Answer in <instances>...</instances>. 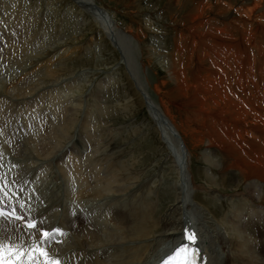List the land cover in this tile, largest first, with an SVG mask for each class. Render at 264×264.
Wrapping results in <instances>:
<instances>
[{
  "label": "bare ground",
  "instance_id": "bare-ground-1",
  "mask_svg": "<svg viewBox=\"0 0 264 264\" xmlns=\"http://www.w3.org/2000/svg\"><path fill=\"white\" fill-rule=\"evenodd\" d=\"M137 1L139 2V0ZM77 2L83 12L91 13L95 17L92 20L98 28L88 39V43H90L88 46L100 43L103 34L106 37L108 33L126 39V42L131 45L133 42L141 43L138 42L140 39L143 41L146 32L142 33L143 28L140 25L139 28L133 26L125 28L128 35H122L117 22H114V13L97 5L96 0H77ZM136 2L130 7L133 10L131 12L133 15H137L146 9L142 10L139 7L140 4ZM172 2L178 6L180 0H172ZM191 6L190 12L185 13L184 21L187 29L190 30L189 39L191 42H189L190 45L187 49L193 52L195 61L191 64L188 61H182L176 55L171 57L166 72L168 73V80L172 81L175 87L169 88V90L173 89L174 98L175 100L178 99V103L182 102V99L179 100L180 98L186 99V95L196 97V93L203 90L204 93L200 94L201 106L197 107L198 109L195 111L198 117L202 114L203 121L210 122L214 119L217 120L218 116L221 115L228 119V122H232L231 125H234L232 128L236 130L230 128L233 131L231 134H227L230 132L228 130L227 135L222 132L218 133L217 128L212 129V126L203 122L199 125L197 123L199 119H189V114L187 116L184 114L186 118L184 115V118L180 116L176 122L175 115H172L169 106L165 105L167 102L163 107L160 104L162 99L159 101L160 103L153 100L138 71H130L129 68H126L127 84L122 86V83L121 85V90L126 94V97H123V103L120 100L116 102V105L123 106L127 110L128 114L126 115L129 119L128 122L126 121V125L119 124L116 128H112V122H107L106 119L104 121L92 119L94 118L92 117V113H94L92 104L99 105L94 100L91 104L89 98H85L89 92L88 83L90 84V79L81 83L84 84L81 87L85 86V92L82 91V94L78 90L74 95L75 98H67L65 95L63 97L65 92L63 89L71 86V83L68 84L69 81L62 83V89L57 87L40 89L47 84L57 82L66 74L68 69L73 71L75 66L77 68L83 64L85 56L81 55L86 48V43L75 42L69 50L67 49L68 51L65 50L59 55L57 51L56 58H52L50 55L36 58V63L29 61L32 65L31 69L18 74L9 82H5L4 87L0 89L1 141L7 144L6 146L12 154L28 155V158H32V163L39 160L40 162L47 161L45 166L50 162L55 164L61 174L67 197L77 203V207H79L73 210L71 204L65 206V209H58L60 211L59 221L74 236L71 246L64 247L67 248L66 256L71 262L76 261L77 264H153L180 240L183 225H190L196 227L199 233L198 244L207 255L206 264H264V114L260 107L245 105L241 102L240 97H234L221 85L227 71L236 68L241 72L244 62L250 61L249 58L251 57H247L248 52L244 56L246 61L236 59L233 46H238L241 50L246 48L243 41L246 28L244 30L239 29L240 36L236 38L233 36V29L229 24H234L236 26L234 27L237 28L238 23L243 26L251 24L253 21L256 24H254L255 29L261 28L256 30L260 31V34L263 33V37L264 0H242L240 2L234 0H212V2L210 0H193ZM13 9H5L3 14L8 13L10 17H13L16 13L13 12ZM21 11L22 7L17 12ZM26 11L25 9L24 12ZM210 13L218 16L217 20L222 22L221 26L209 22L213 17ZM210 15L211 17H209ZM237 15H244L245 17H236ZM1 16L0 24L2 23ZM31 21L35 23V21ZM212 21H214L213 18ZM204 22L210 23L206 24L207 29L203 28ZM6 24L8 25V22ZM2 26L6 27L5 24ZM135 26L137 27L136 24ZM14 28H12L13 33L18 30V26ZM72 31H75L74 27ZM41 34H35V37L39 39ZM5 35L7 36V34ZM178 38L181 39L180 36L175 37L173 53L180 50L181 44ZM10 39L6 37L5 48L0 43V67L8 64V56H4L6 54L4 49L10 48L17 52L21 48V43H18L20 44L18 46L16 42H12L15 39H11L12 41ZM195 39H198L199 42H195ZM1 40H3L2 37H0ZM152 43L155 44V42ZM155 45L157 46V44ZM262 45L259 46L261 48L260 54L264 52ZM154 48L157 49V47ZM125 53V55H130L126 51ZM206 54H210L211 59L214 60V64H207V68L205 67ZM220 54L223 56H218ZM185 66L190 69V76ZM40 73H43L42 77H39ZM1 76L2 72H0ZM188 76L191 83L188 81ZM64 78L66 79V77ZM161 84L164 86V81ZM183 84L186 85L185 88ZM203 84L204 89H202ZM155 87L157 92L158 88ZM94 91L95 89L90 92L92 98H94ZM184 91L185 93H183ZM170 98L173 99L171 96ZM188 99L190 100L189 96ZM193 100L195 99L193 98ZM23 103L25 104L23 105ZM136 106L146 108L150 121L147 118L142 119L143 122L136 121ZM205 106L207 108H204ZM210 106L212 109L218 107L220 114L213 113L217 118L213 117L212 113L209 115L211 111H208V108ZM102 109L106 115L112 108L110 109L105 105L104 108L99 106L98 112H102ZM228 125L227 123L226 126ZM199 126L203 127L204 130L202 131ZM152 127L154 129L152 132L159 133V143L162 147L154 143L152 154L155 157L149 165L140 166V159L134 155L133 149L135 147H131L133 145L127 139L133 140L138 133L144 137L145 133L150 131L148 129ZM117 128L120 131L118 134L116 133ZM110 129H114L111 130L112 134H109L111 131L108 133ZM239 130L241 131L237 133ZM123 131H126L124 137ZM188 135H190V142L193 147H198L203 141H206L207 146L214 145L220 152L218 162L217 159L214 161L206 150L202 155L200 154L209 164V167L203 172L205 187H200L194 182L193 173L189 167L191 155L189 150L192 147L189 144V147H186L185 138ZM119 139L123 141L126 139L125 144L118 146L121 142ZM0 147L3 148L2 150L5 148L4 146ZM196 153L199 156L198 152ZM32 163L27 161L24 164L31 165ZM152 168L154 173H150L153 170L149 172ZM228 169L238 172L240 179L238 180L239 183L236 182V186H245L244 192L242 190L228 194L224 192L225 190L220 191L221 188L219 190L214 189L218 186L225 188L224 175ZM217 174L219 178L216 176ZM164 175L174 179L172 183L175 200L170 210L168 208L169 211L157 219V212L160 210L156 204V199H160L158 198V185H161V178ZM67 180L70 183L71 181L76 182V184L69 187L66 184ZM0 186L2 188L8 187L6 184ZM197 190H202L208 199L203 197L200 201H194V192ZM26 191V188L19 187L17 194L20 195ZM217 191L219 195H217ZM109 194L113 195H111L113 198L112 200L109 199L110 201L106 200ZM215 199H221L222 203L217 204ZM41 221L45 222V219L41 217ZM2 235L7 237L3 241L5 245L20 242L27 237H34L37 232L36 230L24 229L16 222L8 223L5 220ZM114 245L121 246L122 250L120 251Z\"/></svg>",
  "mask_w": 264,
  "mask_h": 264
},
{
  "label": "rangeland",
  "instance_id": "rangeland-1",
  "mask_svg": "<svg viewBox=\"0 0 264 264\" xmlns=\"http://www.w3.org/2000/svg\"><path fill=\"white\" fill-rule=\"evenodd\" d=\"M136 1L137 0H96V4L99 6H102L103 8L105 7L108 11L114 13V22L115 23L117 22L120 34L123 33L122 35H128L125 32V28L132 27V26L135 28H139V25H140V27L143 28L142 33L146 32L145 33L146 35L143 36V41H141V39H140V41H138L141 43L137 44V43L133 42L131 45V44L126 42V39H123V38L121 39L120 36H116L114 34L108 33V35L106 37H104V34H103V38H102L100 43L98 42L96 44L94 43L91 46H88V44H90V43H88V39L91 38L93 32H95V30H98V28H97V24L95 25L94 21L92 20L95 17L91 13H88L86 11H85L86 13L83 12L81 10V7L78 6L79 3L77 2V0L74 2H73V0H0V2H3V3H0V15H2L1 16L2 23L5 24V26H6V27H4V26H2L3 25L2 23L0 24V28H2V30H3V31L0 30L1 31L0 37L3 38V40H1L0 43L2 44L3 48H5L6 37H7L8 39L9 38H11L12 40L15 39L13 41L11 39L10 40L14 43L16 42L17 43L16 45H18V46L20 45L18 43H21L20 47L22 48V49L19 48L17 50L18 53L14 52L10 48L4 49V51L6 53L4 56H8V64L5 63V64H7V66L2 65L0 67V69H1L0 72H2V76L0 77V89H2L4 87L5 82L6 83L9 82L11 79L15 78L18 74H20L26 70L31 69L32 65L29 61H31V62L35 61V63H36L37 62L36 58H42V57H46V56H50V55H51L50 57L56 58L57 51H58V55H59V53L64 52L67 49L69 50L70 47L73 46V44H75V42H78L79 44L86 43L85 44L86 48H84V51H82V55H81L83 57L85 56L86 60L85 59L83 60V62L85 64L84 63L80 64V66H77V68L75 66V69L73 71H72V69H70V70L68 69V71H66V74H68V75L65 74L64 76H62L61 79H59L60 81L58 80L57 82L50 83L51 86H50V84H47L46 85L47 87L44 86L40 89H43V88L49 89V88H56V87L59 89H62V87H63L62 85L64 84L63 82L69 81L68 84L71 83V86L70 87L68 86L67 89H63V91H65L63 94V97L65 95V97H67V98L68 97L75 98L74 95L78 92V90L81 93H82V91H83V93L85 92V88H84L85 86L81 87L82 85H84L81 83H83V81H85V80L90 79L91 80V81L89 80L90 84L88 83L89 92L87 91L88 93L86 94L85 98H89L88 100H90L91 104L93 103L92 100H94L102 108H104V105L108 106L110 109L112 108L111 111L109 112L110 114L106 113V115H105L104 109H102L103 111L99 113L98 112L99 106L92 104L93 105L92 111H94V113H92V111H91L92 117H94L92 119L96 120V121L97 120L104 121L106 119L107 122L108 121L112 122L111 123V124H113L112 128H116L119 124L126 125L128 122V119H129V118H127L128 116L126 115V114H128L127 110L123 106L116 105V102L119 100H120V102L123 103V97L124 98L126 97V94H124L123 90H121V89H122V86L127 84L126 83V80H127L126 79V68H129L130 71H134V70L138 71L140 78L143 81V84L145 86H147L146 87L147 91L153 100H155L156 102H159L162 99L161 103L160 102L159 103L163 107L165 105L169 106L168 108L170 109L172 115H175L176 122H178V120L180 119V116H181V118H184V117L186 118L187 114H189V116L191 117L190 118L188 116L189 119H194V118L199 119L197 122L199 125L204 123L206 125L212 126V129L217 128L218 133L222 132L225 135H227L229 133L231 134L233 131H231L230 128L234 127V125H231L232 122L231 123H230V121L228 122V119H225L224 117L219 115L220 113H218V107L217 106L214 107V109H212V106H210V108H208V111H211L209 113V115H211V113H212L213 117H216L214 114L219 115L220 117H222L223 121H222V119H220L219 116H218V118L216 117L217 120H215L211 116L212 119H214L213 121L211 120L210 122H208V121L204 122L203 121L204 118L202 117V114L200 112H199V115L200 114L201 115L198 117V114L195 111L201 106L200 102L202 99H201L200 94L204 93L203 90H202V92L199 90V92L196 93L197 94L196 97L195 96L190 97V95H186L185 96L186 99L180 98L179 100L182 99V102H179V103H178V99L175 100V98H174L175 94H173L174 93L173 89L169 90V88L175 87V84L172 81L170 82L168 80V73L166 72V70H167L166 68L170 65L169 62L171 61V57L173 56V54L171 55V51H173L174 40H175V37L177 34L173 25L171 26L169 23H174V25H176V27H177V31H178V29L180 31V36L183 35L182 37L184 38V43H183V45L180 43L181 44L180 49L188 50L187 48L190 45L189 42H191V40L189 39L190 30L187 29L186 22L184 21V18L186 16V14L188 12H190V10L192 9L191 5H193V0H180V2L178 3V6L175 5L172 2V0H141V1L139 0V2L138 1L136 2ZM190 1H191V3H190ZM202 1H204V0H202ZM210 1L212 2V0H210ZM234 1L240 2L242 0H234ZM134 2L139 3L140 5L139 4L138 5L142 10L144 8H146V9L137 15H133L131 13V12H133V10L130 7L135 4ZM80 5L83 6L82 3H80ZM21 7H22V11L17 12L21 9ZM30 7H31L32 11L30 10ZM5 9H11V10L13 9V12H16L15 15L13 16L14 18L10 17L8 13L3 14ZM25 9L27 10L26 12H24ZM39 15H40V17H39ZM211 15L209 17H211ZM29 16H31V17L29 18ZM134 16H136V17H134ZM212 16H213L212 18L214 21H212V18H211V21H209V22L213 23L214 25H218V26L220 25L221 26L222 22L217 20L218 16L215 17V14H213ZM242 16L245 17L244 15H242ZM242 16L237 15L236 17H242ZM40 18H41V20H40ZM4 19H5V21H4ZM8 19H10L11 21ZM31 20L35 21V23L32 22ZM140 20H141V22H140ZM239 21H241V20H239ZM7 22H8L9 26L6 24ZM208 23L204 22L205 26L203 25V28L207 29L206 24H208ZM20 24L22 25V27ZM24 24H26V25H24ZM135 24L137 25V27L135 26ZM227 24H229V23H227ZM238 24H239V26H241V27L245 26V28H246V30H244V29H240L239 26H237V28H239L240 30H244V37L245 38H243V41L246 44L245 47L247 49L246 48L243 49L241 47L244 50L243 51L238 46H233V51L235 50L234 51L235 54H237V53L243 54V52H244V54L242 55L243 57L242 56H241V58L236 57V59L237 58H238V60L241 59L240 61L245 60L244 56H245V54H247L249 52L248 55H249V57L251 56L250 59L255 56V58H252L251 60H254V62H256V65L259 62V57H260L259 55H261L260 59L262 60L263 65H264V52L262 53L263 55L259 54V52L256 51V47H255V46L259 47L260 43L261 44L264 43V36L262 37L263 31L261 30L262 34H260V31H258V30L261 28H256V29H258V30H256L254 28V26L256 24L253 21L251 23L252 25L250 23H249V25L245 24L243 26L241 25V23H238ZM17 26H18V30L14 31V33H13V29H15L14 27L17 28ZM229 26L231 28H232V26H233V28L236 27L234 24L231 25V23L229 24ZM23 27H24V29H23ZM73 27H74L75 31H72ZM7 28H9V29H7ZM237 28H236V30L234 29L235 33L232 31L233 36L236 38H238L240 36L239 35L240 30L237 31ZM59 29H60V31H59ZM205 29H203V30H205ZM248 31H250V32H248ZM50 32H53V33H50ZM39 33H42V34L44 33V34L43 35L41 34V36L38 39L35 37V34H39ZM5 34H7V36ZM113 37H116V38H113ZM19 40H21V41H19ZM195 40H196L195 42H197V43L199 42L198 39H195ZM152 42H155V44H157V46ZM247 42H249V43H247ZM101 44H102V46H101ZM129 45H130V47H129ZM153 46L157 47V49L154 48ZM127 47H128V49H127ZM234 47H236V48L234 49ZM23 49H24V51H23ZM81 50H83V49H81ZM239 50H241V51H239ZM125 51L128 52V54H130V55H125L126 54ZM262 51H263V47H262ZM12 52H13V54H12ZM148 56H150V57H148ZM125 57H126V59L127 58L128 59L127 60L124 59ZM192 57H195V55H193ZM182 61H184V60H182ZM193 61L194 60H192V62ZM255 68H258V67L256 66ZM233 69H235V71L237 70L236 68H233ZM263 69H264V66H263ZM229 71H232V70H229ZM237 71H238V73L240 72L239 70H237ZM229 73L231 74V72H229ZM83 75H85V76H83ZM42 76H43V73H40L39 77H42ZM189 76H190V74H189ZM64 77H66V79ZM182 78H184V77H182ZM111 79H112V81H111ZM184 80H185V78H184ZM109 81L111 84L109 83ZM162 81H164V86H162V84H161ZM188 81H190V77L188 78ZM79 82H80V84H79ZM146 82H148V83H146ZM59 83H61V84H59ZM122 83H123V85H122ZM189 83H191V81ZM93 84H94L93 89H95V91H96V93L94 91V95H93L94 98H92V96H91L92 93H90L93 90L92 89ZM185 84L187 85L188 83H185ZM185 84H183L184 88L186 86ZM118 85H120V86H118ZM170 85H172V86H170ZM101 86H102V88H101ZM155 86H157V88H158L157 92L155 90V88H156ZM203 86H204V84L202 85V89H204ZM118 87H119V89H118ZM199 89H201V88H199ZM116 91H118V92H116ZM183 93H185V91ZM89 94H90V96H89ZM163 94H165V95H163ZM169 95L171 97H173V99L170 98ZM95 96H97V97H95ZM164 96L165 97L167 96L166 97L167 99ZM188 96H189L190 100L188 99ZM63 97H62V99H63ZM193 98L195 100H193ZM187 101H188V104H187ZM197 101H198V103H197ZM165 102H167L168 104L167 103L165 104ZM171 102L175 103L176 105L171 103ZM190 102L193 104H191ZM180 103H182V104H180ZM183 103H185V104H183ZM24 104L25 103H23V105ZM19 106H21V105H19ZM136 108L137 109H136V113H135V118H136L137 122H139V121L143 122L142 119H144V118H147L148 121H150L149 115L147 114L148 112L144 106H139V107L136 106ZM204 108H207V106H205ZM215 108H217V109H215ZM21 110H22V108H21ZM192 111L195 112L196 114L193 113ZM215 112H217V113H215ZM98 113H99V115H97ZM184 114H186V116ZM183 115H184V117H183ZM226 121L229 124L228 126H226L227 125ZM212 122H217V123H212ZM219 122H222V123L219 124ZM214 124H216V125L214 126ZM226 128H228V129H226ZM201 129H202V131L204 130L203 127H201ZM111 130H114V129L108 130V133ZM148 130H150V131L146 132L144 137H143V135L138 133V135L139 134L140 135L135 136L133 138V140H131V138L127 139V141H129L130 144L133 145V146H131V145L130 146L133 148L135 147L133 149V151L135 152L134 155L140 159V166L149 165L150 162L155 157V155L152 154V146H155V144H158L160 147H162L161 144L159 143V139H160L159 133L152 132L154 130L153 127L148 129ZM218 130H220V131H218ZM227 130L230 132H227ZM240 131L241 130H239L238 132H240ZM119 132L120 131L117 128L116 133L118 134ZM123 132H124V134L122 133V135L124 137L126 135V131H123ZM226 132H227V134H226ZM127 133H129V131H127ZM109 134H112V131ZM123 137H121V138H123ZM185 140H186L185 141L186 147L187 146L189 147V145H190V147H192V149L189 150V154H191L189 167L191 169V172L193 173L192 176H193L194 182L197 185H199L200 187H205L204 181H203V179H204V173L203 172H204V169H207L209 167L208 166L209 164H207V162L204 160V157L201 155L206 150L208 152V154H210V156L214 159V161L217 159V162H218V159H219L218 157H219L220 152L217 148H215L216 146H214V145H208L209 146L208 147L206 141H203V143L198 147H196V146L193 147V144L190 142V135L186 136ZM125 141H126V139L124 141L119 139L120 143L118 144V146L125 144ZM137 147H139V148H137ZM128 149L130 150V147ZM150 150H151V152H150ZM196 152H198L199 156L196 155L197 154ZM27 161L28 160L25 157L24 163H27ZM0 162H2L1 158H0ZM48 162H50V161H48ZM46 163H47V161L43 162V164H45V165H46ZM44 166L42 167V169L48 170V174L50 175L48 167L47 166L44 167ZM152 170H153V168L150 169L149 172ZM150 173H154V170ZM238 175L239 174L237 171L235 172V170L228 169L224 175L225 179H224L223 183L225 184V188L218 186V187H215L214 189L219 190L221 188L220 191L225 190L224 192H226L228 194H234V193H236V191H242L245 188V186H242V185L239 187L236 186V184L239 183L238 180L240 179ZM216 176L219 178L218 174ZM60 178H62V177H60ZM163 178H161V180H162L161 185H158V187H159L158 188V195H159L158 198H160V199H156V204L160 210L157 212V219H160V217L165 212H168L170 210L171 205L174 203V200H175L174 199V187H173V183H172V181L174 179H172L171 176H166V175H164ZM33 184H35V183H33ZM23 188H26L27 191L28 190L30 191L31 190L30 188H32V185H30L29 188H27V187H23ZM242 192H244V190ZM194 193H195V197L193 198L194 201H200L201 198H203V197L205 199H208L203 194L202 190H197ZM111 195L112 194H109L106 197V200H108V201L112 200L113 195L112 196ZM217 195H219L218 191H217ZM68 199H70V198L68 197ZM126 199H128V198L126 197ZM221 199H220V201H219V199H217V200L215 199L217 204L222 203ZM71 204L72 203L65 204L61 208L65 209L66 208L65 206L71 205ZM55 208H57V207H55ZM168 208H169V210H168ZM57 213L58 212L55 211L54 215H57ZM159 213H161V214L159 215ZM42 215H44V214H42ZM49 215H53V213L49 212L47 214V216H49ZM45 219H47V218L45 217ZM114 246L116 247L117 245H114ZM116 248L119 249L120 251L122 250L121 246H119V247L117 246Z\"/></svg>",
  "mask_w": 264,
  "mask_h": 264
},
{
  "label": "built area",
  "instance_id": "built-area-1",
  "mask_svg": "<svg viewBox=\"0 0 264 264\" xmlns=\"http://www.w3.org/2000/svg\"><path fill=\"white\" fill-rule=\"evenodd\" d=\"M215 17L217 16L215 15ZM169 24L171 26L173 25V27L175 28V31L177 32L176 38L178 35L180 36V31L179 29L177 31L176 25H174V23H169ZM239 28L244 29L245 26L244 27L239 26ZM239 28H237V31H239ZM232 29H233V32H234V29L236 30V28H233V27ZM180 38L181 39L178 38L179 43L183 45L184 38H182V36H180ZM260 45L262 44L260 43L259 46ZM255 47H256V51H258L260 54L261 49L258 46H255ZM262 47L264 49V44L262 45ZM172 54L176 55V57L177 56L180 57V59L184 60L185 62L188 61L191 64H193L195 61V57H192L194 54L190 50L180 49L179 51L176 50L175 53L171 51V55ZM206 55L207 56H206L205 67L207 68L209 63L214 64V60L211 59L210 54H206ZM242 55L243 54L241 53L240 54L237 53L235 57H241ZM218 56H223V55L220 54ZM247 57H249V55ZM221 58H224V57H221ZM192 60L194 61L192 62ZM216 65L220 67L218 64ZM256 66L258 68H255ZM186 68L187 66H185V69ZM186 71L188 72V75H189L190 69L187 68ZM224 75L227 78L226 77L223 78L224 81H222L223 83H221V85L228 93L232 94L234 97H240L241 102L244 103L245 105L254 106L255 108L260 107L263 110V114H264V69H263V62L260 58H259V62L257 63V65H256V62H254V60L250 59V61H248L247 63L244 62L241 72L238 73V71H235L234 69L231 71V74L229 73V71H227ZM199 128L201 127L199 126ZM237 133L239 132L237 131Z\"/></svg>",
  "mask_w": 264,
  "mask_h": 264
},
{
  "label": "snow or ice",
  "instance_id": "snow-or-ice-1",
  "mask_svg": "<svg viewBox=\"0 0 264 264\" xmlns=\"http://www.w3.org/2000/svg\"><path fill=\"white\" fill-rule=\"evenodd\" d=\"M2 193H0V199H2ZM21 217H17L13 215L11 219H8V223H14L16 220H20ZM6 220V214L0 210V260H2L3 253L5 251L4 243L3 241L7 239L6 236H3L4 232V224ZM27 228L33 229L36 227L35 224L28 223L26 225ZM55 233H59V230H55ZM50 233H43L44 242L47 243L49 240H51L54 236V234ZM186 243H183L173 249V251L168 255L167 259L164 260L163 264H195L197 251L192 247L193 244L196 242V237L193 233H186L185 235ZM22 247V245H21ZM43 255H46L42 253Z\"/></svg>",
  "mask_w": 264,
  "mask_h": 264
}]
</instances>
